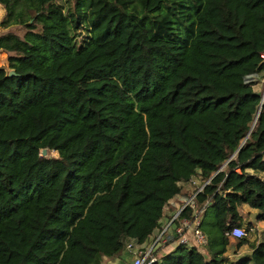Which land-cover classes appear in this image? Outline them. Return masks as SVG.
<instances>
[{
  "label": "trees",
  "instance_id": "16d2710c",
  "mask_svg": "<svg viewBox=\"0 0 264 264\" xmlns=\"http://www.w3.org/2000/svg\"><path fill=\"white\" fill-rule=\"evenodd\" d=\"M0 6V264H131L196 176L171 224L197 214L205 243L150 264H264L238 213L264 222V0Z\"/></svg>",
  "mask_w": 264,
  "mask_h": 264
},
{
  "label": "crops",
  "instance_id": "0c3cea01",
  "mask_svg": "<svg viewBox=\"0 0 264 264\" xmlns=\"http://www.w3.org/2000/svg\"><path fill=\"white\" fill-rule=\"evenodd\" d=\"M201 187H202V183L200 182V179L198 176H196L195 178L191 179L188 183H185L183 185V187H182L183 193L174 197L169 202V205L164 209L163 217L159 221L161 229L158 230V232L155 231L153 233V235L148 238V241L145 244H143L144 247H147L152 242V240L154 239L153 236H158L161 233L162 229H164L165 232H164V234L161 235L160 240L155 245L156 246L155 249L158 247L160 248V250L157 253V256L161 252H168L174 247L177 240H172L170 237L171 235H168V234L172 233L173 228H171V227H174L175 225L171 224L169 220L173 216L174 213L178 212L182 208V204L187 199L189 192L191 193V191L198 190ZM239 215L244 222H250L251 223V225L253 226L251 228V230L259 227L258 223H260L261 221H258L255 218H254V220L249 221L252 216L249 218L247 217V219H245L240 213H239ZM194 223H195L194 221H191L190 224L185 228L184 235H186L188 238L191 237V231H192V227H193ZM262 223H264V222H262ZM233 226H237V225H233ZM165 241H168L167 245H164ZM258 241H260V240H258ZM258 241L256 240V242H258ZM135 252H133V253H135ZM129 258H130V262H131L133 255H132V258L131 257H129ZM117 259L120 261V258H117Z\"/></svg>",
  "mask_w": 264,
  "mask_h": 264
},
{
  "label": "built area",
  "instance_id": "2783aa9c",
  "mask_svg": "<svg viewBox=\"0 0 264 264\" xmlns=\"http://www.w3.org/2000/svg\"><path fill=\"white\" fill-rule=\"evenodd\" d=\"M192 198H193V195L188 197L185 200V202L183 203L182 208L187 203L192 204L193 203ZM178 212L174 213L173 216L170 218V220H169L170 223H172L173 221L178 219L177 218ZM191 221H194L195 223L192 227L191 237L188 238L186 235H184V232H185V228L190 224ZM191 221L186 220V219H181L179 221L178 225L177 226L175 225L176 226L175 233L178 235L176 242L181 243V244L188 242V243H191L192 245H195V246L203 245L205 243L206 239H205L203 233L198 228L199 216L197 214H195L194 218ZM164 232H165V230L162 229L161 233L158 236H156L147 247H144L143 244L140 245L139 247H137L136 252L133 253V258H132L131 264H150V262H152L154 260V258L151 256L152 247H154L156 245V243L160 240V237L162 234H164ZM228 233H229V236L231 238H235V239L241 238L242 236L245 235L243 228L240 226H232ZM168 235H171V234H168ZM127 248L129 250H131L133 248V246H131L130 244H127ZM141 250H144V251L140 252Z\"/></svg>",
  "mask_w": 264,
  "mask_h": 264
},
{
  "label": "rangeland",
  "instance_id": "374dc122",
  "mask_svg": "<svg viewBox=\"0 0 264 264\" xmlns=\"http://www.w3.org/2000/svg\"><path fill=\"white\" fill-rule=\"evenodd\" d=\"M2 15H3V9L0 6V19H1ZM0 29L4 30L3 31L4 33L11 30L13 32H16V33L20 34L19 29L14 28V27H11L9 29L8 28L3 29V28L0 27ZM4 57H5V53L4 52H0V64H3L5 62ZM253 79L255 80V83H254V86H253V90L255 92L263 93V91H264V78L262 77V74L256 75ZM49 155L50 156H55L56 153L52 152V153H49ZM223 166H224V164L219 169H222ZM261 176H263V174H261ZM200 189H198V190H200ZM238 212L245 219H247V217L249 218V217L252 216L249 221L254 220L255 215H256L255 210L254 209H250L245 204H243V205L238 207ZM258 226H259L258 228L252 229L251 231L248 232V234L246 236V239H247L248 242H256V240L258 241V240H262L264 238V223L260 222V223H258ZM171 228H173V227H171ZM155 237L156 236H153V238H155ZM136 250H137V246H133V248L130 251L133 253ZM142 251H144V250H141L140 252H142ZM247 253L249 254V248H248L247 245H243V246H241L240 248H238L236 250L233 248V246L229 245L227 247V249H226V252H225V257L227 258V263L226 264H234L235 261H238V259L246 256ZM122 256L124 258L127 257V255L125 253H122ZM125 260L127 261V263H125V264H130L129 261H128V258H125ZM104 264H124V262L121 263L117 258H115L112 262L111 261L108 262V263L105 262Z\"/></svg>",
  "mask_w": 264,
  "mask_h": 264
},
{
  "label": "water",
  "instance_id": "95a60500",
  "mask_svg": "<svg viewBox=\"0 0 264 264\" xmlns=\"http://www.w3.org/2000/svg\"><path fill=\"white\" fill-rule=\"evenodd\" d=\"M3 31H4V30L0 29V34H3V33H4ZM8 75H12V72L10 71V72L8 73ZM263 96H264V92L262 93V98H263ZM45 152H46L45 149H42V150H41V154H42V155H44Z\"/></svg>",
  "mask_w": 264,
  "mask_h": 264
}]
</instances>
